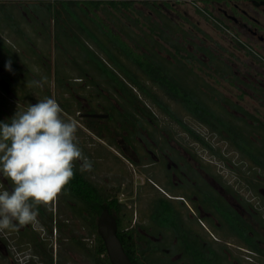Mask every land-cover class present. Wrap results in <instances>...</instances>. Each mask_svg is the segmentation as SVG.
<instances>
[{
	"label": "flooded vegetation",
	"instance_id": "af4514ba",
	"mask_svg": "<svg viewBox=\"0 0 264 264\" xmlns=\"http://www.w3.org/2000/svg\"><path fill=\"white\" fill-rule=\"evenodd\" d=\"M45 97L93 167L0 230L12 264L90 261L75 183L102 186L134 264H264V0H0V121Z\"/></svg>",
	"mask_w": 264,
	"mask_h": 264
},
{
	"label": "clouds",
	"instance_id": "9594fccd",
	"mask_svg": "<svg viewBox=\"0 0 264 264\" xmlns=\"http://www.w3.org/2000/svg\"><path fill=\"white\" fill-rule=\"evenodd\" d=\"M12 71V61L5 64ZM44 79L30 86L43 87ZM59 103L45 97L26 110L0 121V230H19L36 220L39 206L48 205L80 171H92V162L79 147L77 125L61 115Z\"/></svg>",
	"mask_w": 264,
	"mask_h": 264
},
{
	"label": "trees",
	"instance_id": "16d2710c",
	"mask_svg": "<svg viewBox=\"0 0 264 264\" xmlns=\"http://www.w3.org/2000/svg\"><path fill=\"white\" fill-rule=\"evenodd\" d=\"M128 77L132 78L130 75H128ZM142 78H144L143 81L146 82V76ZM144 93L148 94L146 90ZM71 188V183H69L67 190H71ZM74 190L79 205V214L82 215V217L83 214H85L84 217L89 218L90 233L91 236H95L94 242L89 246L90 259L93 264H112L107 253L106 244L97 231L96 220L102 212V186L97 183H75ZM46 258L45 264H55L53 252H50Z\"/></svg>",
	"mask_w": 264,
	"mask_h": 264
},
{
	"label": "water",
	"instance_id": "95a60500",
	"mask_svg": "<svg viewBox=\"0 0 264 264\" xmlns=\"http://www.w3.org/2000/svg\"><path fill=\"white\" fill-rule=\"evenodd\" d=\"M96 117L106 116L107 114H92ZM98 232L104 239L108 255L112 264H134L117 234L116 219L110 213L108 208H105L98 218Z\"/></svg>",
	"mask_w": 264,
	"mask_h": 264
},
{
	"label": "rangeland",
	"instance_id": "374dc122",
	"mask_svg": "<svg viewBox=\"0 0 264 264\" xmlns=\"http://www.w3.org/2000/svg\"><path fill=\"white\" fill-rule=\"evenodd\" d=\"M109 58V57H108ZM109 61L113 64V66H111L110 65V63H108V64H106L104 67H106V68H120L121 67V65H119L118 66V62H121V63H125V64H123V66H127V67H133L134 65H133V63H132V61L131 60H124L123 62L121 61V60H114V59H109ZM108 61V62H109ZM103 63V62H102ZM72 71H74L72 74L73 75H75L74 73H76L77 71L76 70H72ZM97 72V71H96ZM114 73H116V71H113ZM46 73H44V75H45ZM77 74V73H76ZM131 76V75H130ZM102 77H104V75L102 74ZM132 77V76H131ZM140 77H145V76H143V75H140ZM127 79H128V81H132V78H130V77H128L127 76ZM103 81H105L104 80V78L102 79ZM108 82V84H109V81H107ZM108 102H110V100H109V97H107L106 95H103L102 94V103L104 104V105H107V103ZM95 109V108H94ZM98 109V107H96V110ZM113 115H120V112L118 111V110H113ZM90 238H91V240H95V236H90ZM92 243V242H91ZM70 244H71V242H70ZM77 245V244H76ZM75 245V246H76ZM77 249H79L78 247H76ZM60 256V257H59ZM59 258H63V254H62V251H61V253L59 254ZM57 257V258H58ZM74 260L72 259V258H69V260H65V259H63V261H64V263H66V264H93V262H92V260L90 259V261L85 257V256H83L80 252H78V251H75V253H74ZM61 259H59L58 260V262H59V264H62L61 263Z\"/></svg>",
	"mask_w": 264,
	"mask_h": 264
},
{
	"label": "crops",
	"instance_id": "0c3cea01",
	"mask_svg": "<svg viewBox=\"0 0 264 264\" xmlns=\"http://www.w3.org/2000/svg\"><path fill=\"white\" fill-rule=\"evenodd\" d=\"M69 250L73 251V249L66 248V253L69 252ZM0 264H12L10 259L7 257V255H4L3 253H1V251H0Z\"/></svg>",
	"mask_w": 264,
	"mask_h": 264
}]
</instances>
